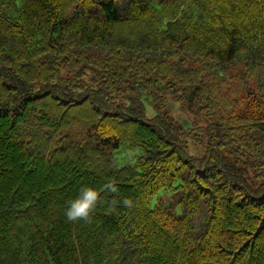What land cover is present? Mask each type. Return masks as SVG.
<instances>
[{"label":"trees","instance_id":"obj_1","mask_svg":"<svg viewBox=\"0 0 264 264\" xmlns=\"http://www.w3.org/2000/svg\"><path fill=\"white\" fill-rule=\"evenodd\" d=\"M0 264H264V0H0Z\"/></svg>","mask_w":264,"mask_h":264},{"label":"clouds","instance_id":"obj_2","mask_svg":"<svg viewBox=\"0 0 264 264\" xmlns=\"http://www.w3.org/2000/svg\"><path fill=\"white\" fill-rule=\"evenodd\" d=\"M107 190L111 193H117L118 189L116 186L109 182L106 185ZM103 190L97 189L96 187L90 185H82L76 195L67 202V206L64 210V216L68 222H77L81 220H89L92 213L97 208L101 201V192ZM122 203L128 207L132 206V202L129 199H124L123 201H118L113 198L110 201V208H114L116 205Z\"/></svg>","mask_w":264,"mask_h":264},{"label":"rangeland","instance_id":"obj_3","mask_svg":"<svg viewBox=\"0 0 264 264\" xmlns=\"http://www.w3.org/2000/svg\"><path fill=\"white\" fill-rule=\"evenodd\" d=\"M128 0H118V3L120 6L124 5ZM153 4H157V0H152ZM167 108L169 113L178 120L182 125L187 126L189 124L188 116L185 112H182L178 108V103L175 102L173 99H170L167 101ZM151 112V109L149 107H146V114L149 115ZM163 191H161L159 194L153 196L149 203V207H153L158 202V197L161 195ZM168 197H165V201H168L169 199H166ZM180 211V210H179ZM204 219V211L203 209H200L199 213L195 216V226L199 230L202 227V221Z\"/></svg>","mask_w":264,"mask_h":264}]
</instances>
